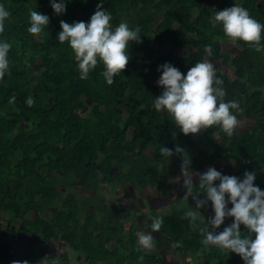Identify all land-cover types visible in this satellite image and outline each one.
I'll list each match as a JSON object with an SVG mask.
<instances>
[{
  "label": "trees",
  "instance_id": "obj_1",
  "mask_svg": "<svg viewBox=\"0 0 264 264\" xmlns=\"http://www.w3.org/2000/svg\"><path fill=\"white\" fill-rule=\"evenodd\" d=\"M98 3L67 0L66 11L56 14L50 0H0L9 12L0 41L11 45L8 68L0 76V214L12 229L44 244L63 241L84 254L88 264H162L161 255L139 246L136 227L127 229L122 209L107 204L99 190L126 184L154 187L168 196L171 175L181 172V154L162 157L159 150L177 144L190 154L192 169L231 160L235 175L253 170L254 183L264 189V32L259 51L242 40L233 43L235 50L224 51L223 43L232 41L210 21L216 11L239 3L264 23V2L104 0L113 26L126 21L141 31V40L129 44L125 69L110 85L102 63L81 79L73 50L57 39L61 20L88 21ZM31 9L49 15L41 33L28 31ZM206 44L212 46L211 55L204 51ZM199 60L213 64L226 90L224 99L238 102L240 110L232 109L238 119L232 136L215 125L185 135L154 108V97L162 92L158 65L168 61L186 73ZM57 175L60 182L89 193L84 199L73 193L64 198ZM189 201L153 213L149 224L160 218L159 230L169 243L180 252L200 254L196 264H244L234 252L202 245L201 234L184 217L193 204ZM123 211L132 214L128 206ZM201 215H211L210 207ZM12 261L73 264L68 254L0 247V264Z\"/></svg>",
  "mask_w": 264,
  "mask_h": 264
},
{
  "label": "clouds",
  "instance_id": "obj_2",
  "mask_svg": "<svg viewBox=\"0 0 264 264\" xmlns=\"http://www.w3.org/2000/svg\"><path fill=\"white\" fill-rule=\"evenodd\" d=\"M50 3L56 14L66 11L67 0H50ZM103 3L104 0H99L88 21L61 20L57 39L60 43L67 41L73 50L81 79H87L90 71L102 63V75L110 85L114 76L125 69L130 58L129 44L141 40V31L139 26L130 27L126 21L113 26L112 14ZM8 16V10L0 5V28ZM29 20L28 31L37 34L49 24L50 18L44 12L31 9ZM210 21L213 26H221L232 43L242 40L261 50L264 23L251 16L242 4L234 3L216 11ZM10 46L0 41V76L8 68ZM204 51L211 55L212 46L206 44ZM157 70L160 71L157 84L162 92L154 97V108L166 113L180 132L185 135L199 133L215 125L227 136L233 135L238 119L232 109L240 110L238 102L224 99L226 90L222 87L223 81L215 76L212 63L199 60L185 73L166 61L158 65ZM32 102L31 98L27 100L29 105ZM159 151L162 157L181 154L182 176L178 181H182L185 190L183 198L191 197L193 201L184 217L201 234L202 245L234 252L244 264H264V189L254 183L256 172L246 169L241 177L225 174L213 165L204 171L193 170L191 156L181 145L177 144L175 149L163 145ZM208 207L211 215H201V209ZM228 218L230 222L225 223ZM160 226V218L154 217L151 229L158 230ZM136 235L142 249L150 251L154 247L152 231H139ZM11 264L29 262L12 261Z\"/></svg>",
  "mask_w": 264,
  "mask_h": 264
},
{
  "label": "rangeland",
  "instance_id": "obj_3",
  "mask_svg": "<svg viewBox=\"0 0 264 264\" xmlns=\"http://www.w3.org/2000/svg\"><path fill=\"white\" fill-rule=\"evenodd\" d=\"M228 49L235 50L232 42L223 43V50L227 51ZM230 69L229 67V71ZM242 126L248 127L249 124H242ZM164 165L166 166V164ZM208 166L209 164L204 165L200 171L206 170ZM215 167L225 174L235 175L236 172V166L231 160H221L216 163ZM181 176V172L171 175L168 196L158 194L154 187L136 188L126 184L107 185L105 189L99 190V193L106 197L107 204H116L122 209L123 221L127 229L135 226L136 234L139 231H152L154 247L150 251L164 258L162 264H196V261L200 260L198 257L200 254H186L178 251L176 245L169 243L159 229L152 230L149 224V218L153 213H166L172 210L173 206H182L190 202L189 199L183 198L185 190L182 187V181H178ZM59 178L61 179V176L57 175V186L64 198L69 193H73L79 199H84L85 193H89L81 192L69 184H64L58 180ZM124 206L130 207L132 212L130 216L124 213ZM0 247L13 248L23 252L36 248L40 253L45 252L55 256L68 254L71 256L73 264H88L84 254L73 252L69 245L63 241L51 240L44 244L42 240L28 237L17 229H12V224L8 223L2 213L0 214Z\"/></svg>",
  "mask_w": 264,
  "mask_h": 264
}]
</instances>
